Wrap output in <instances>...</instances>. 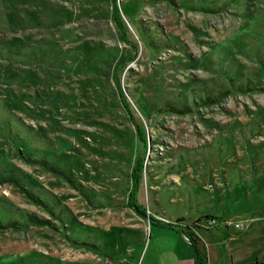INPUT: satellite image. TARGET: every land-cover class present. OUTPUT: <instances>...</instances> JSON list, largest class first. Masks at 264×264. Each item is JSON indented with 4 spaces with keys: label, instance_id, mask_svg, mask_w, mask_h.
Returning a JSON list of instances; mask_svg holds the SVG:
<instances>
[{
    "label": "rangeland",
    "instance_id": "rangeland-1",
    "mask_svg": "<svg viewBox=\"0 0 264 264\" xmlns=\"http://www.w3.org/2000/svg\"><path fill=\"white\" fill-rule=\"evenodd\" d=\"M115 4L0 0V264L129 260L134 185L264 256V0Z\"/></svg>",
    "mask_w": 264,
    "mask_h": 264
},
{
    "label": "crops",
    "instance_id": "crops-1",
    "mask_svg": "<svg viewBox=\"0 0 264 264\" xmlns=\"http://www.w3.org/2000/svg\"><path fill=\"white\" fill-rule=\"evenodd\" d=\"M139 220L142 219L138 218L133 223V227L137 230L134 231L136 232L135 241L131 243L134 246L130 254L120 253L130 257V259L119 261L120 258H114L115 256L103 250L101 253L106 261L98 258L97 264H194L191 244L183 237L184 231L188 232L189 228L170 221H167L168 224L162 221H152L149 223V227H155L149 233V241L144 248L141 241H143L144 234L149 227L146 230L145 222ZM246 229L238 231L237 234L243 233ZM193 232L198 236V248L205 256L206 264H247L255 260L264 261L262 259L264 256L259 257L257 254L258 249L252 245L255 243L247 244L250 245L247 247L240 244L235 246L234 243L229 245V242L234 240L229 231L220 234L214 230H208L204 233L197 230ZM149 243H152V245L149 246Z\"/></svg>",
    "mask_w": 264,
    "mask_h": 264
},
{
    "label": "trees",
    "instance_id": "trees-1",
    "mask_svg": "<svg viewBox=\"0 0 264 264\" xmlns=\"http://www.w3.org/2000/svg\"><path fill=\"white\" fill-rule=\"evenodd\" d=\"M112 16H113L114 20L117 23H120V26L124 25V21L122 20L120 14H119V8L116 6L115 0H112ZM119 94L121 95L120 96L121 100H123V98H124L123 94L121 92ZM137 133H138L139 138L141 140H143L142 139V135H141V131L138 128H137ZM140 167H141V164H137V166H134L132 168V172L131 173L134 175V178H135V175H136V171ZM46 168H48L50 170H53L51 165H47ZM7 172H8V175H6V178H7L8 181L14 182V183H16V185L21 184L20 183L21 181H20V179H19V177L17 175L13 174V172L11 170H7ZM135 179H137V178H135ZM135 191H136V189H135V185H134L133 190L128 192V202H127L128 206L132 207L133 210L135 211V213H137L138 215L147 218L150 223L152 221H156V219H154V217H152L150 214H146L144 206L140 208V206L136 203V200H135V193L136 192ZM33 198L36 199V197H33ZM38 202L40 204L42 203L41 201H38ZM29 219L32 220L33 223H35V224H41V225H43V224L50 225L51 224V221H49L48 218H43L42 216H34V215H32V216L29 217ZM159 222H161V221H159ZM166 224H168V223H166ZM184 234L186 236H188V238L191 241L190 244H191V247H192V252H193V257H194V264H206L205 256L203 255V253L200 252V250L198 248V241H197L198 240V236L190 229H188V232L184 231ZM80 243L82 245H85L86 247H88L91 250L98 251V249H100L98 244H95L92 241H89V242H84L83 241V242H80ZM247 264H264V261H256L255 260V261H253L251 263H247Z\"/></svg>",
    "mask_w": 264,
    "mask_h": 264
},
{
    "label": "water",
    "instance_id": "water-1",
    "mask_svg": "<svg viewBox=\"0 0 264 264\" xmlns=\"http://www.w3.org/2000/svg\"><path fill=\"white\" fill-rule=\"evenodd\" d=\"M183 237H184L187 241L191 242L190 239L188 238V236H186L185 234H183Z\"/></svg>",
    "mask_w": 264,
    "mask_h": 264
},
{
    "label": "built area",
    "instance_id": "built-area-1",
    "mask_svg": "<svg viewBox=\"0 0 264 264\" xmlns=\"http://www.w3.org/2000/svg\"><path fill=\"white\" fill-rule=\"evenodd\" d=\"M147 211V213H149V210H146Z\"/></svg>",
    "mask_w": 264,
    "mask_h": 264
}]
</instances>
